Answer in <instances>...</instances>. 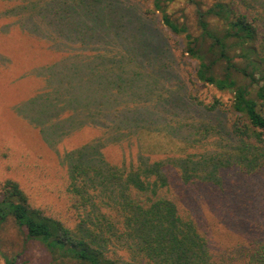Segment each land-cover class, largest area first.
I'll return each mask as SVG.
<instances>
[{"label":"trees","instance_id":"16d2710c","mask_svg":"<svg viewBox=\"0 0 264 264\" xmlns=\"http://www.w3.org/2000/svg\"><path fill=\"white\" fill-rule=\"evenodd\" d=\"M83 1L47 0L42 7L52 5L67 19ZM98 1L104 12L131 14L135 38H116V59L101 49L82 66L76 59L68 68L73 75L66 74L86 79L96 102L76 103L71 93L65 106L86 115L53 124L63 132L50 134L61 137L66 125L88 122L102 133L76 151L79 160L67 155L80 221L71 227L8 179L0 183V226L13 218L27 239L42 244L47 264H264V210L256 198L264 195V0H186L195 6V23L184 10L171 12L169 0ZM104 27L107 36L119 30L113 21ZM189 60L195 66L186 78L179 69ZM100 62L113 63L111 81L96 82L88 70ZM208 85L230 93L229 102L202 98L197 86ZM44 104L45 115H58L52 99ZM182 106L196 111L188 118V109L176 110ZM208 112L232 151L152 158L158 151L144 144L147 130L182 141L178 151L185 153L207 138ZM109 143L135 151L110 163L103 152Z\"/></svg>","mask_w":264,"mask_h":264},{"label":"rangeland","instance_id":"374dc122","mask_svg":"<svg viewBox=\"0 0 264 264\" xmlns=\"http://www.w3.org/2000/svg\"><path fill=\"white\" fill-rule=\"evenodd\" d=\"M45 1L47 0H0V183L8 179L18 182L35 206L45 208L71 227H75L83 211L80 206L79 210L76 209L69 191L71 179L67 155L73 152L74 157L79 160L76 151L100 138L102 133L98 123L96 125L88 122L73 128L66 125V133L61 137H53L50 134L58 129L63 132L61 125L53 124L66 121L72 114L86 115L65 106L64 101L71 93V96L77 98L76 100L72 97L76 103L81 100L96 102L95 97L91 95L94 92L90 93L87 91L90 89L85 87L86 79H74L66 74L73 75L68 72V68L76 59L82 66L88 57L100 54L98 51L101 49L107 58L116 59L118 53L114 41L116 38L118 44L130 41L134 37V30H131V14H119V11L104 12L98 0H84L81 6L73 5L67 19L59 18L52 5L43 8ZM36 3L40 8L30 10L31 5ZM52 3L54 5V1ZM169 4L171 12L182 16L184 10L189 20L195 23V6L187 5L186 0H169ZM21 7L27 9L21 10ZM111 21L119 26V30L107 36L108 33H103L106 32L104 26H108ZM147 30L146 35L149 34ZM146 38L151 42L149 37ZM93 42L97 43V46H93ZM113 66V63L100 62L93 64L88 70L93 72L95 78L97 73L96 82H101L102 79L115 77L116 70L112 69ZM194 66V62L189 60L179 71L189 78ZM146 67L154 71L153 66ZM116 69L129 76L123 67L116 66ZM99 71H105L106 74ZM144 73L145 76L146 71ZM55 74L60 76L59 79L53 77ZM142 81L145 83V78ZM197 89L200 96L208 101L220 97L229 102L231 98L230 93L220 92L210 85L197 86ZM97 95V99L101 97ZM47 99H52L60 108V111L57 110L58 115H45L46 108L43 105ZM179 108L185 111L188 109V112H184L188 118L196 111L193 107L182 106L177 107L179 112ZM96 110L94 107L93 112ZM213 114L208 112L207 138L195 144L194 148L186 149L185 153L178 151L185 143L180 140L172 142L162 134L155 136V131L147 130L150 134L145 135L142 140L146 139L144 144L151 150L158 151L154 152L157 154L153 153L152 158L155 160L175 159L179 154H195L200 158L201 155L232 151L233 149L224 144L225 133L215 127L216 118ZM217 116L218 114L215 117ZM220 118L222 122H226L230 115ZM190 120L192 122L191 118ZM131 149L109 143L103 152L108 162L116 164L124 157L128 158L130 151L134 150ZM257 196V207L264 210V195ZM48 260L42 244L27 239L25 232L13 218L10 217L1 224L0 264H47Z\"/></svg>","mask_w":264,"mask_h":264}]
</instances>
